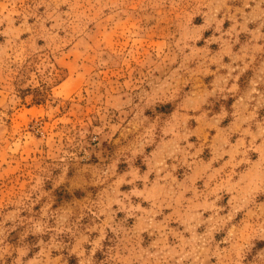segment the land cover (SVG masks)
<instances>
[{"label": "rangeland", "instance_id": "1", "mask_svg": "<svg viewBox=\"0 0 264 264\" xmlns=\"http://www.w3.org/2000/svg\"><path fill=\"white\" fill-rule=\"evenodd\" d=\"M0 264H264V0H0Z\"/></svg>", "mask_w": 264, "mask_h": 264}]
</instances>
